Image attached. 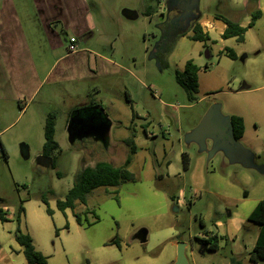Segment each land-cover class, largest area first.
<instances>
[{
  "label": "rangeland",
  "instance_id": "rangeland-1",
  "mask_svg": "<svg viewBox=\"0 0 264 264\" xmlns=\"http://www.w3.org/2000/svg\"><path fill=\"white\" fill-rule=\"evenodd\" d=\"M14 1L42 72L54 59L66 55L73 32L64 30L59 22L54 24L62 47L50 49L36 19L42 15L35 2ZM84 2L93 38L81 35L77 45L90 52L85 54L93 72L86 71L81 55L74 56L54 66L27 109L24 101L0 102V209L9 219L7 223L0 220V264H28L15 240L18 227L31 235L36 249L48 257V264H175L179 243L187 244L189 264H229L236 254L242 264H255L249 254L259 226L247 220L249 209L264 197V17L244 44L235 43L237 60L225 57L210 43L186 37L180 44L177 41L175 54L165 60L169 67L163 68L157 58L162 52L159 45L178 11L164 16L156 12L159 2L167 5L168 0ZM148 7L154 12L152 17L143 15ZM257 8L255 4L246 7L243 0H201L195 16L205 19L219 14L248 23ZM124 11H137L140 17L130 21ZM206 52L211 53L210 59ZM186 57L200 67V91L194 103L175 78ZM102 58L112 64L103 67ZM127 94L140 116L134 123L138 153L130 167L136 181L95 190L85 206L76 208L83 221L79 226L72 210L62 213L56 202L64 199L84 167L100 161L116 167L124 163L129 153L124 140L132 135ZM46 99L50 103L44 105ZM91 102L108 114L111 148L117 147L114 155L107 154L101 143L80 139L70 143L67 124L71 112ZM212 108H219L227 118H246L244 138L238 141L245 152L238 155L243 156L242 161L234 160L225 149L217 151L210 139L205 143L191 140ZM50 115L55 118V141L59 144L54 153L55 169L38 164ZM184 153L190 157L188 170L184 169ZM51 191L54 195L48 194L47 200L53 215L47 213L42 201ZM244 191L251 196L249 202ZM20 206L25 213L19 223ZM230 215L240 229L234 237L228 227ZM143 230L147 232L145 243L139 237ZM214 235L223 238L219 249L201 254L204 243L197 239ZM114 241L118 244L112 245Z\"/></svg>",
  "mask_w": 264,
  "mask_h": 264
},
{
  "label": "crops",
  "instance_id": "crops-1",
  "mask_svg": "<svg viewBox=\"0 0 264 264\" xmlns=\"http://www.w3.org/2000/svg\"><path fill=\"white\" fill-rule=\"evenodd\" d=\"M33 1L35 2L37 9L39 10V13L42 15L41 18H39V16H36V19L38 20V23L40 27L42 28L43 33L45 34L46 41L49 43L50 49L54 50L55 47L57 48L62 47V38L60 34H58L52 27L54 24L59 22L63 25L64 30L66 31L70 30L73 32L72 39L76 40L74 46L77 47V51L74 53L69 52V47L72 44L71 43L72 39H70L68 48L66 49V55L62 57L61 56L57 57L56 59L52 61L51 65L48 66L47 69L40 72L37 64L35 63L30 47L28 45V42L25 36L23 22L21 19V14L18 12L15 1L14 0H2L1 7H0V89L2 90L0 92V102L9 101L11 104H13V103H19V102L21 103L24 101L26 102L25 103L26 109L29 107L28 104L31 103L36 98V96L40 93V91L46 85L47 79L56 64L58 63L60 64L63 61L68 60L69 58H72L74 56L81 55V57H83V60L86 61V71L93 72V64L91 62V59L89 56L85 54V53H90V52L87 51L86 49L83 50L79 48L77 45L78 44L77 40L79 39L81 35H83L87 40H91L93 38V34H91V32L89 31V26L87 24L86 17L88 16H87V13H85L86 4L84 0H33ZM200 3H201V0H200ZM262 3H263L262 0H256L255 3L254 1L252 2V0H243V4L246 7H250L251 4H255L258 7L257 9L262 12L261 18L256 22L255 26L252 28L248 27L250 22L242 23L238 18L235 19L236 17L234 16L226 17L232 21L238 22L242 27L247 28L246 35H245V41L239 44H244L246 42V37L249 35L250 31L256 27L257 23L261 19H263L264 9L262 7ZM164 7H165L164 4L162 2H159L158 11L156 13H159L161 15V13L164 12ZM150 9L151 7H148L144 11L143 15L146 17H152L154 12L153 11L150 12L149 11ZM125 14H128L130 17L134 18V19L126 18L130 21L137 20L140 17L137 11H124V15ZM216 16L217 14L210 16L208 18H205V19L202 18L199 21V25L202 28V32L209 37V40L205 42V44H208V43L212 44L215 48H217L219 52L223 53L225 57H228V53L226 50L228 49L233 50L237 56L236 58L237 60L238 55H237L236 50L238 47L235 45V43H238V42L235 38L223 39L222 36L226 30V25L222 20L216 19ZM192 34H193L192 31L188 33H183L179 35V39L177 41L180 44L182 40L186 39V37L190 38ZM198 43H203V42H198ZM161 46H162V42H161V45H159V48ZM172 53L175 54V51ZM209 54L211 58L212 57L211 53L209 52ZM89 55H92V54H89ZM101 60H102L103 67H108L109 65L112 64V62L109 59L102 58ZM188 61H192L194 63L192 59H188L186 57L184 59L182 69L178 71H183ZM114 64H117V63H114ZM194 64L199 68V72H200V67L198 66L199 63L198 64L194 63ZM114 69L117 70L119 69V67L118 68L114 67ZM198 84H199V91H200L199 73H198ZM199 91H198V94H199ZM49 103H50L49 99H46L45 101H43L44 105H47ZM84 105H87V104H81L78 107H81ZM94 110L95 112L99 113L100 117L108 118V114L106 113V111L103 110L102 107L95 105ZM232 116H237L243 119L244 126H245V132H246V128H247L246 118L241 115H232ZM137 117H140V116L137 115ZM69 120H70V116H69ZM131 126H132V121H131L130 128ZM135 136H136V132H135ZM243 138L244 136L242 137V139ZM134 142L137 146V142H138L137 137H135ZM166 165L169 166L170 162H167ZM129 171H130V168H129ZM245 199L248 200L247 202L251 200V196L249 193L247 195V198ZM262 200H264V197H260L256 205ZM81 206L83 207L84 205H81ZM255 207H252L251 209H249V211L252 213ZM250 212L249 214H251ZM234 216L232 215L229 216L231 218L230 219L231 224L228 225V227L232 229V234H234L232 235V237H234L235 234L240 231L239 227L235 226L232 223L236 221ZM218 225L221 226L222 223H218ZM220 238H221L220 239L221 241L223 239L221 235H220ZM220 241H219V246H220ZM33 245H34V240H33ZM254 245L252 246V249ZM234 256H238V255L236 254Z\"/></svg>",
  "mask_w": 264,
  "mask_h": 264
},
{
  "label": "trees",
  "instance_id": "trees-1",
  "mask_svg": "<svg viewBox=\"0 0 264 264\" xmlns=\"http://www.w3.org/2000/svg\"><path fill=\"white\" fill-rule=\"evenodd\" d=\"M256 0H252V2ZM150 12L153 10L150 9ZM262 12L260 10H255L252 12L251 22L249 28L255 26L256 22L261 18ZM216 19L222 20L226 25V30L223 33V39L235 38L238 43H243L245 41V35L247 28L242 27L238 22L232 21L224 16L217 15ZM192 36L190 40L194 42H207L209 37L202 32V28L199 23L192 29ZM172 46L167 52L158 53V60L163 68H168L169 65L165 61L166 57L169 56L173 50ZM162 51V50H161ZM228 57L232 60H236L237 56L233 50H226ZM198 73L199 68L192 62L188 61L183 71H176L175 78L177 83L185 90L188 95L189 101L194 103L198 100ZM127 103L132 110V135L129 139L125 140L124 143L129 149V153L124 161V163L116 167L113 164L105 161L97 162L94 166L84 167L81 171L77 173L74 179L73 187L65 195L64 199L58 200L56 202L57 209L64 213L66 210H72L73 216L76 219V222L79 226H83V221L81 214L76 212L78 205H86L88 197L99 188H119L124 182H135V176L129 171L130 166L133 163V157L137 154V146L134 142L135 139V128L134 123L137 119V114L133 108V103L130 99V96L127 94ZM94 103L91 102L87 105L77 107L71 112V117L75 116L78 113L85 111L94 110ZM55 118L53 115H50L45 123L44 138L45 143L43 146L42 155L52 159L53 165L52 168H56L57 157L54 156V153L59 150V144L55 141ZM234 138L239 141L242 139L245 133L244 121L242 118L237 116H232L230 118ZM183 164L184 169L188 170L190 167V157L188 154H183ZM58 176L62 175L58 173ZM54 195V192H48L42 196V201L47 205V213L53 215V211L49 208V203L47 200V195ZM114 195V193H113ZM247 191H244V198H247ZM119 201L117 194L114 197ZM88 211V210H86ZM25 213L23 206H20L17 213V220L20 223L22 215ZM6 213L4 210L0 209V220L2 223L8 222L6 218ZM250 224H255L259 226V233L256 240V243L249 254V260L255 264L264 263V200L260 201L247 220ZM204 226V223H201ZM67 228V227H66ZM180 236L177 235L176 239L180 241ZM220 237L214 235L209 239H197L201 243H204L203 246L206 247V251H217L219 249ZM15 240L22 248L23 254L26 258L28 264H48V257H45L41 252L37 251L33 245V240L29 234L24 233L20 227L17 228L15 232ZM118 244L117 241H114L112 245ZM120 246V245H118ZM229 264H242V259L240 256H232Z\"/></svg>",
  "mask_w": 264,
  "mask_h": 264
},
{
  "label": "water",
  "instance_id": "water-1",
  "mask_svg": "<svg viewBox=\"0 0 264 264\" xmlns=\"http://www.w3.org/2000/svg\"><path fill=\"white\" fill-rule=\"evenodd\" d=\"M168 3L169 1L167 2V5H164V12H166ZM185 3L187 6L181 8V10L189 9L190 11L199 12L200 0H184L183 4ZM124 16L128 19H134L128 14H125ZM200 18L201 17L199 16L198 19ZM206 58L210 59L209 52H206ZM67 128L71 144H74L76 139H80L81 141L90 140L96 144L101 143L103 146L102 149L105 150L109 155H114L116 152L117 147L114 149L111 148V123L108 118H105L104 121L95 123V117L88 119L85 118L82 113H78L70 118ZM207 139L213 141V143L216 145L217 151H222L225 149L230 153L234 160L236 159L238 161L239 159V161H242L243 156L239 157L238 155L241 151L243 154H245V152L239 145L238 141L234 138L230 118L223 116L219 108L210 109L191 135V140L196 143H205ZM38 164L41 166L52 167L53 162L51 158L41 156L38 159ZM175 211L178 212V208H175ZM139 237L142 243H145L147 239V232L145 230L141 231ZM186 248V243L178 244L177 259L175 264H189V261L185 255ZM205 252L206 247L203 246L200 250V253L203 254Z\"/></svg>",
  "mask_w": 264,
  "mask_h": 264
},
{
  "label": "flooded vegetation",
  "instance_id": "flooded-vegetation-1",
  "mask_svg": "<svg viewBox=\"0 0 264 264\" xmlns=\"http://www.w3.org/2000/svg\"><path fill=\"white\" fill-rule=\"evenodd\" d=\"M168 6L166 12L161 13L162 16L169 14L171 10L178 11L177 17L171 22V27L167 29L162 39V52H167L172 46L176 45L179 35L188 33L199 23L200 19L195 16V11L189 9L181 10L186 7L187 4H183L184 0H168ZM165 8V7H164ZM85 118L95 117V123L104 121V117H100L95 110L81 112ZM97 119V120H96ZM86 120V119H85ZM86 123V122H85ZM84 142V141H83Z\"/></svg>",
  "mask_w": 264,
  "mask_h": 264
},
{
  "label": "built area",
  "instance_id": "built-area-1",
  "mask_svg": "<svg viewBox=\"0 0 264 264\" xmlns=\"http://www.w3.org/2000/svg\"><path fill=\"white\" fill-rule=\"evenodd\" d=\"M75 42H76V40H74V39L71 40V43H72V44H71L70 47H69V52H70V53H74V52L77 51V47L74 46Z\"/></svg>",
  "mask_w": 264,
  "mask_h": 264
}]
</instances>
